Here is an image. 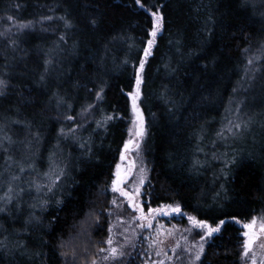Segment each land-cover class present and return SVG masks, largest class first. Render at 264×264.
<instances>
[{"label":"trees","instance_id":"16d2710c","mask_svg":"<svg viewBox=\"0 0 264 264\" xmlns=\"http://www.w3.org/2000/svg\"><path fill=\"white\" fill-rule=\"evenodd\" d=\"M251 4L0 0V264L99 255L138 74L149 206L224 220L199 264H241L243 224L264 215V10ZM153 13L162 27L145 58ZM233 99L242 130L220 137ZM48 165L57 181L39 195L30 185Z\"/></svg>","mask_w":264,"mask_h":264},{"label":"rangeland","instance_id":"374dc122","mask_svg":"<svg viewBox=\"0 0 264 264\" xmlns=\"http://www.w3.org/2000/svg\"><path fill=\"white\" fill-rule=\"evenodd\" d=\"M247 1H251L254 3L251 5H258L264 10V0ZM10 25L13 29L21 27L16 24ZM261 51H264V47L261 48ZM261 53L263 54L264 52ZM260 57L261 55L259 53H253L249 58V61H251V63L248 62L249 67L254 68L256 65L254 63ZM129 98L131 100V96ZM234 105L236 104H234L233 99L230 102V106L233 108L231 109L229 106L227 108V114H230L229 119L219 130L218 134H221L220 137L229 138L242 130V124H239L240 120L238 118L239 106L236 108ZM139 129L140 124L135 116L133 130L131 131L128 142L132 141L134 144L135 139L138 137L135 133ZM144 136L145 130H143V135L140 136V144L138 140V142L136 141L138 147L135 145L133 148L131 146L128 151L123 150L114 167L109 187L111 192V205L107 216V220L111 223L104 241L98 245L99 247L102 245L97 249L99 250V255L90 264H93V262L95 264H126L127 261L131 260V254L132 259L137 260L139 264H199V261H195L194 259L195 253L201 243L206 248L211 238H207L206 241L201 240L204 231L193 227L189 220V215L182 210L180 213L171 212L166 207L169 205L175 207L177 204H160L157 207H150L149 201H147L149 199L145 197V188L148 187L147 185L150 179V166L143 154ZM24 142L28 143L29 141L26 139L20 144L24 149L25 155L23 156L29 159L32 155L29 152V146L27 147ZM118 165L120 168V179H122L120 188L135 198L133 204H131L128 197L121 195L119 191L112 190L113 182L117 180L116 173ZM49 168L48 165L40 175L38 174V176L33 177V182L30 185L39 195L42 194L41 191L51 190L57 181V178L54 179L56 176L55 173L49 170ZM57 168L59 172V167ZM154 209H162L169 214L165 215L163 212L152 211ZM88 218L89 216L86 217L85 221ZM253 218L256 220L255 234L258 238L255 239L251 251L245 256L244 242L246 237L243 233L248 231V229H243L241 264H253V260L255 264H264V232L260 231L261 225H264V215L258 214ZM253 218L246 223H250ZM149 224H151V227L148 226ZM77 236L74 239H77ZM109 240H111V244L108 243ZM73 242L75 243V240ZM111 248H116L122 255L118 256L117 259H112ZM101 249L105 251H101ZM105 257L108 258L106 259Z\"/></svg>","mask_w":264,"mask_h":264},{"label":"snow or ice","instance_id":"6c2138e0","mask_svg":"<svg viewBox=\"0 0 264 264\" xmlns=\"http://www.w3.org/2000/svg\"><path fill=\"white\" fill-rule=\"evenodd\" d=\"M136 3L139 4L140 0H136ZM141 6H143V5H141ZM152 15H153V19H154V26L150 32L151 39H149L147 41V47L144 49L145 58H147L151 54V50L155 44V39H156L157 33L160 31V28L162 27L163 18L157 13H153ZM145 62H146V60L140 61V64H139L140 73L143 72ZM249 63H251V61H249ZM142 82H143L142 78L138 74L136 77V90L134 92L130 93L131 100H132L133 112L136 114L137 120L140 122V129H139V131H137L135 133L136 136H142L143 135L142 114L140 113L139 107L137 105V101L140 98V86H141ZM3 83H4L3 81H0V84H3ZM0 94H2V93H0ZM237 127H239V126L237 125ZM131 145H132V141H129L127 144H125V151H128L130 149ZM136 147H138V145H136ZM122 159H123V157H122ZM116 175H117V180L113 182L112 190L113 191H119L121 193V195L128 196V193L123 191L122 188H120V184L122 181L120 179L119 165L117 166ZM129 199L131 200L132 197L129 196ZM166 207L169 208L171 210V212L180 213V211H181L179 205H176L175 207H172L171 205H169ZM152 211L163 212V214H165V215L169 214L168 212L163 211L162 209H154ZM189 220L191 221L193 227L199 228V229L204 231V235L201 236V240H203V241H206L207 238H211V237H213L214 234L219 233L221 231V226H223L225 223L224 220H220L218 225L213 226V225L206 223L205 221L198 220L196 217H192V216L189 217ZM255 225H256L255 218H253V220L250 223L244 224V228L248 229V231H245L243 233V235L246 237V240L244 242V247H245L244 255L245 256H247L248 252L251 251L255 239L258 238L255 234ZM148 226L151 227V224H149ZM260 231L264 232V225H261ZM108 243L111 244L112 243L111 240H109ZM101 251H105V250L101 249ZM204 253H205L204 244L201 243L199 245L198 250L195 253V257H194L195 261H200L201 257L204 255ZM120 255H122V253H119L116 248H111V258L112 259H117L118 256H120ZM105 258L107 259L108 257H105ZM93 264H95V262H93ZM253 264H255L254 260H253Z\"/></svg>","mask_w":264,"mask_h":264}]
</instances>
